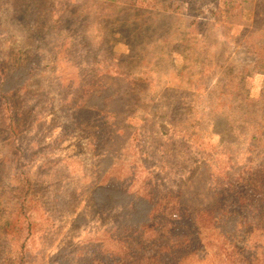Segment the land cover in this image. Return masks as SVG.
I'll return each instance as SVG.
<instances>
[{
	"label": "rangeland",
	"instance_id": "374dc122",
	"mask_svg": "<svg viewBox=\"0 0 264 264\" xmlns=\"http://www.w3.org/2000/svg\"><path fill=\"white\" fill-rule=\"evenodd\" d=\"M0 61V226L9 189L36 200L6 259L84 264L134 198L210 212L231 171L264 163V0H0ZM252 214L197 232L185 264H264Z\"/></svg>",
	"mask_w": 264,
	"mask_h": 264
},
{
	"label": "trees",
	"instance_id": "16d2710c",
	"mask_svg": "<svg viewBox=\"0 0 264 264\" xmlns=\"http://www.w3.org/2000/svg\"><path fill=\"white\" fill-rule=\"evenodd\" d=\"M2 74L1 65L0 77ZM2 80L3 78H0V84ZM110 90L112 89H100L95 96L98 99L109 98ZM93 109L96 117L98 116L97 121L105 119L101 115L106 113L107 116L109 110L106 106H94ZM213 122L216 124L215 134L219 138L222 137L223 132L218 128V119ZM227 125L231 129V125L229 123ZM230 173L232 177L229 181L232 183L229 185L222 183L221 188L215 190L216 207L210 212L204 210L196 215L192 214L188 206L181 203L180 194L176 190L164 195L166 204L162 207H159L155 197L134 198L127 212L128 215L120 220L122 233L119 234V242L117 241L113 246H99L94 249L88 262L86 260L84 264H185L194 253L198 240L197 232L204 228H216L221 222L232 219L237 214L244 216V210L254 213L252 214L254 217L264 218V163L260 166L236 169ZM234 173L238 175L233 176ZM226 178H228L227 173H225ZM257 182H260L262 187L260 192L256 191ZM9 191L15 192L18 197L15 201L16 214L12 220L5 221L0 226L2 233L0 251L5 247L6 242L3 240L7 238L6 236L15 234L13 236L15 239H21L25 230L23 221L30 215L36 203V200L28 198V190L25 186L11 188ZM255 198L259 204L252 205L251 201ZM10 199H14L13 194ZM27 220V232H30L35 224L29 217ZM261 222L260 228L264 226V221ZM240 223L242 224L243 220ZM23 252V249L18 254L15 251L14 255L8 256L11 259L0 255V264H24ZM246 264L250 263L246 261Z\"/></svg>",
	"mask_w": 264,
	"mask_h": 264
}]
</instances>
